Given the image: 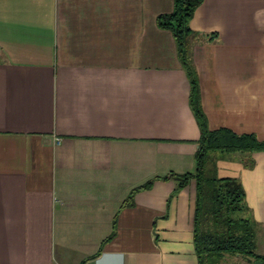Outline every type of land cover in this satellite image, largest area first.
<instances>
[{"label": "crops", "instance_id": "0c3cea01", "mask_svg": "<svg viewBox=\"0 0 264 264\" xmlns=\"http://www.w3.org/2000/svg\"><path fill=\"white\" fill-rule=\"evenodd\" d=\"M173 9L0 0V264H199L197 181L180 176L200 127L158 25ZM190 27L209 128L264 140V0H202ZM209 157L242 182L264 254V151Z\"/></svg>", "mask_w": 264, "mask_h": 264}, {"label": "trees", "instance_id": "16d2710c", "mask_svg": "<svg viewBox=\"0 0 264 264\" xmlns=\"http://www.w3.org/2000/svg\"><path fill=\"white\" fill-rule=\"evenodd\" d=\"M202 0H174V9L158 17V25L172 31L182 65L191 84L190 101L200 127V148L196 153V171L183 174L181 186L192 177L197 181L194 244L199 264H225L227 256L263 260L257 251L258 225L247 215L246 192L237 178L219 177L209 153L264 151V140L251 134H237L230 129L211 130L201 106V92L196 69L192 63V36L190 19ZM151 182L134 188L128 200Z\"/></svg>", "mask_w": 264, "mask_h": 264}, {"label": "rangeland", "instance_id": "374dc122", "mask_svg": "<svg viewBox=\"0 0 264 264\" xmlns=\"http://www.w3.org/2000/svg\"><path fill=\"white\" fill-rule=\"evenodd\" d=\"M193 38V37H192ZM246 259H243L240 256H227V258L225 259V263L226 264H253V262H248Z\"/></svg>", "mask_w": 264, "mask_h": 264}, {"label": "water", "instance_id": "95a60500", "mask_svg": "<svg viewBox=\"0 0 264 264\" xmlns=\"http://www.w3.org/2000/svg\"><path fill=\"white\" fill-rule=\"evenodd\" d=\"M247 259V261H249V262H253V264H264V261L263 260H260V259H258V260H255V261H253L251 258H246Z\"/></svg>", "mask_w": 264, "mask_h": 264}, {"label": "built area", "instance_id": "2783aa9c", "mask_svg": "<svg viewBox=\"0 0 264 264\" xmlns=\"http://www.w3.org/2000/svg\"><path fill=\"white\" fill-rule=\"evenodd\" d=\"M57 142H58V143H60V142H61V140L58 138V139H57Z\"/></svg>", "mask_w": 264, "mask_h": 264}]
</instances>
